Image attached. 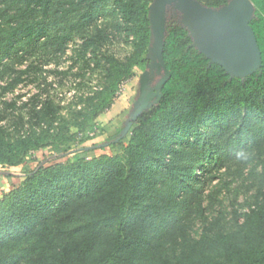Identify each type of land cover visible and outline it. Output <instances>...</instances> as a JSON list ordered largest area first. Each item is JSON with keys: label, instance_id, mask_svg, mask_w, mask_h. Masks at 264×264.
I'll use <instances>...</instances> for the list:
<instances>
[{"label": "trees", "instance_id": "16d2710c", "mask_svg": "<svg viewBox=\"0 0 264 264\" xmlns=\"http://www.w3.org/2000/svg\"><path fill=\"white\" fill-rule=\"evenodd\" d=\"M33 1L16 10L19 0L13 9L10 0H0V64L8 65L22 39L46 37L42 50L47 51L57 40L62 46L71 37L70 32L50 36L49 22L39 28L21 22L37 6ZM107 1L71 0L79 16L76 25L90 24ZM114 1L121 15L118 30L133 37L132 51L124 58L103 53L102 90L79 107L63 106L45 88L23 103L21 112L0 114V122L12 119L15 126L0 124V165L25 166L34 151L43 158L0 197V264H264V186H258L255 203L238 219L237 231L213 223L196 237L188 234L195 217L206 214L202 188L210 173L241 159L257 141L255 122L264 121V0H252L251 23L262 70L245 79L231 77L193 45L186 27L171 21L164 47L171 76L161 98L138 115L126 135L123 128L116 131L109 145H116V154H96L84 143L104 134L98 118L112 108L121 83L149 61L153 0ZM199 1L218 8L229 0ZM42 9L50 21V14L64 16L48 0ZM110 38L98 28L84 41L83 55L101 49ZM217 117L241 120V131L234 148L227 144L228 153L208 163L201 159L200 127ZM78 139L83 146L70 150ZM260 177L264 179V164Z\"/></svg>", "mask_w": 264, "mask_h": 264}, {"label": "rangeland", "instance_id": "374dc122", "mask_svg": "<svg viewBox=\"0 0 264 264\" xmlns=\"http://www.w3.org/2000/svg\"><path fill=\"white\" fill-rule=\"evenodd\" d=\"M10 1L13 4V9L15 6L14 0ZM27 1L19 0L16 10L19 7H27ZM45 1L34 0L32 3H37V6L33 9L34 11H29V14L25 17L26 19H20V21L25 22L26 26L33 23L38 28L44 25L45 22H49L50 36H60L63 32H70L71 37L62 46L59 45V40H57L55 45L47 51L42 50L46 37H40L37 40L25 38V40L22 39L18 43L17 47L20 50L7 59L8 65L5 61L0 64V114L5 111L9 115L16 114L23 103L33 99V95L41 89L47 90L57 97V100L63 106H68L71 103L80 107L83 105L84 100L104 88L106 69L103 66V53L107 52L114 54L116 57L124 58L132 51L133 37H128L125 33L119 31L117 27V24L121 21V15L118 9L119 3L116 1L108 0L99 8L94 20L83 27H79L75 23L79 16L74 12L75 3H71V0H48L50 6L54 7V12H60L58 10L64 12L63 17H59L61 16L60 13L57 16L50 14L51 17H54L53 21H50V18L42 17L44 14L42 5ZM37 11L38 13L35 15ZM76 12L78 13V11ZM179 18L180 15L176 14L174 10L168 12V24L171 21L178 22ZM98 28H104L110 34L109 42L101 49L94 51L90 49L83 55L82 46L84 41L94 34ZM88 59L91 63L87 66L85 60ZM145 68H135L136 75L130 81L121 83L116 91V99L112 108L101 115L99 122L106 130L97 139L107 140L108 144L106 146H109L110 142L116 139L114 137L118 132L117 130L123 128L124 123L129 120L134 103L139 96V82ZM53 70L57 73L51 72ZM60 71L62 73H58ZM160 77L161 75L153 76L149 84L156 85ZM17 78H20V80L15 83ZM46 95L47 92L42 94V96ZM8 103H11L12 106L9 107ZM113 107L114 110L117 108L115 114L118 113L116 115L112 114ZM113 119L114 121H112ZM0 124L4 126L13 125V120H3ZM240 127L241 120L235 118L217 117L204 120L200 127V140L205 148L203 154L201 153V159L210 163L213 158H219L221 153H228L229 148L226 145L230 144V148L233 147L232 143L239 138ZM13 128H15L14 125ZM254 131L255 140L257 141L254 142L255 145L251 148H247L244 154L239 157L241 159L228 161L226 165H220L210 173L209 179L205 181V188H202L206 214H204L205 216L198 215L195 217L193 224L188 228L189 235L193 234L196 237L197 231L211 226L213 223H217L216 228L218 229L229 232L237 231L239 228L238 219L242 220L243 214L255 203L254 196L258 186H264V179L260 177L264 164L263 120L255 122ZM91 141L85 142L86 145L95 143H91ZM70 146L69 149L74 151L83 146V143L78 139ZM97 152H104V150H98ZM104 153L116 154V145L109 146ZM29 156V163L25 166L12 168L0 165L2 180H6L9 176L14 182L16 177L20 176L17 175V172L24 173L28 168L35 166L38 160L43 159L41 152L34 151ZM74 156L72 154L71 157ZM200 166L202 167V165ZM201 167H198V170ZM215 191H218V193L213 195ZM217 220L218 222H216Z\"/></svg>", "mask_w": 264, "mask_h": 264}, {"label": "water", "instance_id": "95a60500", "mask_svg": "<svg viewBox=\"0 0 264 264\" xmlns=\"http://www.w3.org/2000/svg\"><path fill=\"white\" fill-rule=\"evenodd\" d=\"M170 10L180 15L179 22L188 29L193 45L210 59L211 64L218 63L231 77L243 79L262 70V51L251 24L256 10L252 0H229L218 8L199 0H154L149 6V61L140 78L139 96L129 120L124 123L122 136L142 111L159 101L162 86L171 76L164 59ZM155 75L161 77L151 89L149 82Z\"/></svg>", "mask_w": 264, "mask_h": 264}, {"label": "crops", "instance_id": "0c3cea01", "mask_svg": "<svg viewBox=\"0 0 264 264\" xmlns=\"http://www.w3.org/2000/svg\"><path fill=\"white\" fill-rule=\"evenodd\" d=\"M116 110H117V108H116ZM116 110H114V107H113V112H112V114L114 115L115 114V111ZM118 112H116V114H117ZM115 114V115H116ZM101 117L102 116H100L99 118H98V120L99 119H101ZM112 121H114V119L112 120ZM98 138V137H97ZM97 138H95V139H93L92 141H91V143L92 142H95V143H92V144H90V145H86V143H84V145L86 146V147H89V148H93V149H95V153L96 154H99V152H97L98 150H104V152H105V150L106 149H103L108 143L106 142L107 140H104L103 138H101V139H97ZM87 143H88V141H87ZM104 152H100V153H104ZM21 166V165H20ZM24 166V165H23ZM17 167H19V166H15V167H12V168H17ZM13 173V172H12ZM14 174V173H13ZM23 174V172H17V175H22ZM2 175H0V197L2 196V194L4 193V191H8L9 189H10V187H11V185H12V183H13V179H10L9 178V176L6 178V180H2Z\"/></svg>", "mask_w": 264, "mask_h": 264}, {"label": "flooded vegetation", "instance_id": "af4514ba", "mask_svg": "<svg viewBox=\"0 0 264 264\" xmlns=\"http://www.w3.org/2000/svg\"><path fill=\"white\" fill-rule=\"evenodd\" d=\"M155 86V85H154ZM152 83L149 84V88H153L154 87Z\"/></svg>", "mask_w": 264, "mask_h": 264}]
</instances>
